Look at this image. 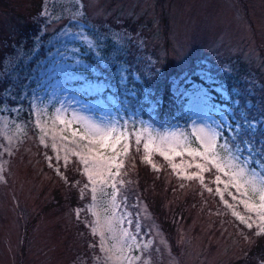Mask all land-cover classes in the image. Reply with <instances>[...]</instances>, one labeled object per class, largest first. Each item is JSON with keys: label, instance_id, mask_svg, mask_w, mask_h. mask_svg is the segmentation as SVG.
Masks as SVG:
<instances>
[{"label": "rangeland", "instance_id": "rangeland-1", "mask_svg": "<svg viewBox=\"0 0 264 264\" xmlns=\"http://www.w3.org/2000/svg\"><path fill=\"white\" fill-rule=\"evenodd\" d=\"M201 70L224 90L210 92L218 108L232 111L230 97L237 120L264 116V0H0V264H230L249 254L246 264H264V165L206 152L197 139L221 119L181 95L191 88L185 77L203 83ZM101 72L111 83L102 93L77 102L63 91L71 77ZM164 91L177 104L171 123L148 102ZM145 167L152 181L172 182L161 214L144 199L136 168ZM61 185L77 199L58 211ZM191 191L197 206L172 231L161 218Z\"/></svg>", "mask_w": 264, "mask_h": 264}, {"label": "snow or ice", "instance_id": "snow-or-ice-1", "mask_svg": "<svg viewBox=\"0 0 264 264\" xmlns=\"http://www.w3.org/2000/svg\"><path fill=\"white\" fill-rule=\"evenodd\" d=\"M61 37L70 42L71 36L67 28L62 30ZM129 39L134 41V38L132 37H129ZM53 71H55V69H53ZM127 71L131 72V69H128ZM156 74L160 75L158 70H156ZM198 74L202 77L203 83L197 84L194 81L188 79V77H185V81L191 84V88L187 89L185 92H182L181 95H192L210 109H218L221 114V119L214 122V127L209 126L197 129V131L200 133L197 139L202 141L207 146L206 152L208 149L215 148L228 149L230 152H235L236 156L242 159L244 163L248 164L250 167L258 168L261 165H264V139H260L258 141L255 138L256 132L259 130V125L264 124V116H261L258 120H249L246 115H242L241 118L237 120L235 118V108L239 107V105L237 102L231 101L230 97L228 99L233 104L232 111L227 108L226 104L221 105L218 108L216 104L212 103L215 98L210 94V92H218V94H221L223 96L224 90L222 89V87L216 85L215 79L212 77L210 72L201 70ZM98 75L103 78L98 80H89L87 77H84L82 79L78 77H71L74 86L71 88H64L63 91L70 93L72 95V99L77 102H79L77 100L79 94L87 95L90 92H96L98 94L102 93L105 89L111 87V83L108 81L107 77L104 76V73L101 72ZM121 79H125L123 74H121ZM174 83L176 88L178 89L179 84L176 82ZM205 83L208 85V88L204 87ZM126 91H129L130 95L134 94V90L126 89ZM33 95H36L35 91L33 92ZM152 95V93L148 92L145 95V100L147 101L148 97ZM148 102L152 104L159 103V101L156 99ZM29 105L31 108L32 101H29ZM229 117H231V119H229ZM90 131L92 132L93 136H97L102 130L98 126H92L90 128ZM117 139H119V137H117ZM101 142L103 143V140ZM138 142L139 141H137V143ZM144 147L147 148L148 145L145 144ZM161 154L163 155V153ZM212 155L215 156L218 154L212 153ZM145 159L147 160L148 158L145 157ZM84 163L88 164L89 161L85 160ZM173 167L176 166L173 165ZM197 167H201V165H197ZM216 167L218 169L220 168L219 163L216 164ZM88 178L89 180L92 179L90 174ZM216 179L217 181H219L220 177L217 176ZM113 187L115 188V185H113ZM92 191L95 192L96 189L93 188ZM208 191L211 192L212 189L209 188ZM261 199L264 200V196H262ZM225 204H227V201H225ZM260 207L264 208V204H262ZM126 216L129 217L128 223L132 224L135 230L139 232L140 226L135 223L134 218H132V214L126 213ZM261 219H264V216H262ZM240 220L242 223H246V226L248 228L252 227L250 223L244 221L243 217H240ZM124 234L131 235L127 232V230H125ZM132 238L135 239L134 236ZM137 247L139 248V245ZM137 259L139 258L137 257Z\"/></svg>", "mask_w": 264, "mask_h": 264}, {"label": "trees", "instance_id": "trees-1", "mask_svg": "<svg viewBox=\"0 0 264 264\" xmlns=\"http://www.w3.org/2000/svg\"><path fill=\"white\" fill-rule=\"evenodd\" d=\"M130 23V24H129ZM123 25L124 26H128L129 29L131 30V32H134V29L136 30V24H134L133 22H130V21H124L123 22ZM26 27H29L28 28V32H31V28H35L37 27V24H35V22H31L29 23ZM257 76H261L264 77L263 74L261 73H258ZM143 82V86L144 87H148V82H146V79L144 78L142 80ZM138 89L140 93H142L144 90L142 88V86L138 85ZM168 92L167 91H164V93L162 94L161 96V99H160V102L157 104L155 110H154V118L160 122H167V123H171V122H174L176 119V112L177 111V104L176 102H172L171 99L168 98L167 96ZM257 101H255L256 103ZM137 171L139 172L140 174V178L143 179V183L144 185L149 189H146L145 190V193H149V195L151 197L148 196V194H144V199H146V201L148 202V204L150 205H153V207H156V208H152V209H157L158 207H160L161 211H159L161 214L162 212V201H164V198L165 195L167 193H170L169 192V187L168 186H171L169 183H172V182H169V183H164L163 181H160V180H154L152 181L151 177L148 176V172L146 170V167L144 168V170H142L141 168H136ZM64 174L68 180V182H71V179H72V174H73V171L69 168L67 170H64ZM78 176V175H77ZM138 177V178H139ZM139 178V179H140ZM167 184H169L167 186ZM62 188H64V190L60 191V190H56L55 188L53 189L54 193H55V197H56V201L55 202H51L53 203V206H55L56 210L58 211H63L64 209H62V207L64 206L63 204L65 203H68L69 205H72V201H76L77 199V193H76V190L72 187H66L64 185H61ZM172 190V188H171ZM194 194H196L195 192L191 191L189 192L188 194H186L185 196H182V197H179L178 200H177V203L172 207V210H171V214L170 216H167L166 217H162L161 219L164 220L163 218L167 219L168 223H170L171 227L170 229L172 231H174L173 228H179L180 224L182 223V217H184V213H186V210L188 207L190 208H195L196 203H194ZM63 205V206H62ZM192 205V206H191ZM170 206V205H169ZM60 207V208H58ZM67 207V206H66ZM158 211V210H157ZM201 218L205 219L206 218V215H200ZM178 219V220H176ZM255 244H258L260 243V241L258 239L255 238L254 240ZM264 244V241L262 242ZM253 254H249L247 256H244V257H241L240 259L238 260H234L232 261L230 264H241L242 262L244 264L248 263L247 262V257L248 256H251Z\"/></svg>", "mask_w": 264, "mask_h": 264}]
</instances>
